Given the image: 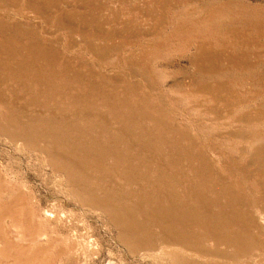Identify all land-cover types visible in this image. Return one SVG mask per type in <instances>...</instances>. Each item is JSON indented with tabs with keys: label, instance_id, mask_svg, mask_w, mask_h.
I'll use <instances>...</instances> for the list:
<instances>
[{
	"label": "rangeland",
	"instance_id": "1",
	"mask_svg": "<svg viewBox=\"0 0 264 264\" xmlns=\"http://www.w3.org/2000/svg\"><path fill=\"white\" fill-rule=\"evenodd\" d=\"M0 264H264V0H0Z\"/></svg>",
	"mask_w": 264,
	"mask_h": 264
},
{
	"label": "bare ground",
	"instance_id": "2",
	"mask_svg": "<svg viewBox=\"0 0 264 264\" xmlns=\"http://www.w3.org/2000/svg\"><path fill=\"white\" fill-rule=\"evenodd\" d=\"M58 15H60V20L62 19L61 17L63 16V13H60V11H58ZM64 20H66V21H72L73 19L72 18H64ZM56 49V48H55ZM54 48L53 49H51V51L54 53H52L51 52V54L52 55H57V52H56V50H55ZM13 50H14V48H13ZM5 52V51H4ZM22 52V51H21ZM6 54V53H5ZM37 58V57H36ZM9 59V58H8ZM34 61V60H33ZM27 63V62H26ZM25 63V64H26ZM25 66V65H24ZM35 66V65H34ZM37 66H38V63H37ZM20 67V66H19ZM27 67V66H26ZM32 67V66H31ZM30 69V68H29ZM39 69V68H38ZM23 70V67L22 68H20V71H22ZM37 70V69H36ZM40 70V69H39ZM28 71V70H27ZM19 72V71H18ZM25 72V71H24ZM44 75V74H43ZM35 77L36 78H38L39 77V75H35ZM49 78L48 79H46V81H45V83L47 82L48 83V85H50V84H52L54 81V78L50 75V76H48ZM59 77H60V75H59ZM35 78V79H36ZM53 79V80H52ZM40 80V79H39ZM46 83V84H47ZM94 86V92H90V93H87V94H85V95H83V94H81L80 93V95L78 96V97H76L77 99L75 100V102H74V104H75V106H81V103H83L84 101H88V100H90V98L92 97V96H94L95 97V99L97 98V96L101 99H104L105 101H106V103H107V101L109 102V104H110V106H111V111H113V109H112V105H114V101H112L113 99H117V97L116 98H114V95L113 94H111V93H106V92H104V91H101L100 89H98L97 88V86H95V85H93ZM63 87V90H64V92H66V91H69V86H62ZM52 90H54V89H52ZM61 91V90H60ZM50 93V92H49ZM52 93V92H51ZM98 98V99H99ZM103 101V100H102ZM118 101V100H117ZM112 102H113V104H112ZM123 103V102H122ZM124 103H126V102H124ZM123 103V104H124ZM112 104V105H111ZM123 104H121V105H123ZM127 104V103H126ZM108 105V104H107ZM109 106V107H110ZM116 106H118V103H117V105ZM125 106V105H124ZM131 106V105H130ZM119 107H122V106H119ZM135 106H133V108H134ZM132 108V107H131ZM117 109H120V108H118L117 107ZM117 109H115V110H117ZM114 110V111H115ZM130 112H131V110H129ZM134 110L132 109V112H133ZM140 111V110H139ZM135 112H138V111H135ZM147 112V111H146ZM143 112H141L140 114H142ZM148 113V112H147ZM131 114V113H130ZM149 114H150V112H149ZM136 115H137V113H136ZM145 116H146V114H144ZM128 116H132V114L131 115H129L128 114ZM127 116V117H128ZM140 117H143V116H141V115H139ZM149 116V115H148ZM134 116H132V118H133ZM137 117L135 116V119H136ZM129 119L130 118H128L127 119V121H128V123H129V128H128V130H130V128L131 127H133V121H134V119H133V121H129ZM139 120V119H138ZM136 122H137V119L135 120ZM132 122V123H131ZM159 121H157L156 123H158ZM159 123H161V121L159 122ZM158 123V124H159ZM137 125H139L138 123H136ZM135 124V125H136ZM162 124V123H161ZM163 125V124H162ZM137 127V126H136ZM139 127V126H138ZM161 127H164V125L163 126H161L160 125V127H159V129H161ZM158 128V127H157ZM166 128V127H165ZM165 128L163 129V130H165ZM167 129V128H166ZM162 130V131H163ZM133 131V130H132ZM157 131H158V129H157ZM171 131V130H170ZM159 132H160V130H159ZM164 132V131H163ZM168 132V131H167ZM145 135H148V134H145ZM149 138H150V136H149ZM149 138H148V140H149Z\"/></svg>",
	"mask_w": 264,
	"mask_h": 264
}]
</instances>
